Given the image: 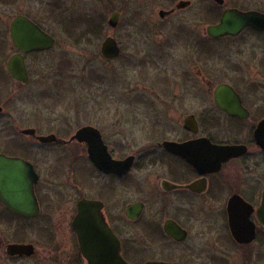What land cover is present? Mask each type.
Segmentation results:
<instances>
[{"label":"flooded vegetation","instance_id":"1","mask_svg":"<svg viewBox=\"0 0 264 264\" xmlns=\"http://www.w3.org/2000/svg\"><path fill=\"white\" fill-rule=\"evenodd\" d=\"M142 1L146 13L134 17L133 33L153 48L135 47L126 60L178 70L177 114L154 117L139 137L121 136L119 120L49 134L31 128L33 160L16 157L38 174L39 207L35 216L19 215V245L33 247L10 256L19 264H91L99 256L98 264H113L118 252L127 264H264V0ZM115 12L117 30L123 17ZM226 17L230 30L219 34ZM115 40L120 53L110 61L125 59ZM12 50L19 54L14 44ZM36 54L24 55L29 77L27 57ZM126 141L135 151L121 156ZM129 158L128 170L113 166ZM58 181L63 196L54 189ZM83 201L96 205L81 209ZM7 213L0 201V219ZM76 227L97 230L106 255L96 245L83 248ZM29 231L41 248L25 241Z\"/></svg>","mask_w":264,"mask_h":264},{"label":"rangeland","instance_id":"2","mask_svg":"<svg viewBox=\"0 0 264 264\" xmlns=\"http://www.w3.org/2000/svg\"><path fill=\"white\" fill-rule=\"evenodd\" d=\"M7 1L0 4V30L5 31L0 36V105L4 107L0 116V152L32 161L36 140L21 134L23 129L35 128L39 134H49L85 123L110 126L119 120L121 136L132 131L139 137L154 117L177 114L172 95L180 87L178 70L158 64L135 66L126 60L135 47L153 48L152 44L141 43L143 36L133 33L134 17L144 13L142 0ZM115 11L122 12L123 17L117 30L108 25ZM18 14L36 20L56 39L52 50L27 57L30 82L25 85L15 81L8 71L14 52L10 22ZM90 21H97L100 29L88 30ZM109 36L120 41L125 59L110 61L102 56L101 45ZM134 151L126 141L118 153L126 156ZM45 169L42 168L44 174ZM61 187L62 181L55 182L54 189H61L57 192L63 196ZM63 202L56 200L55 204L64 205ZM25 241L43 246L41 238L30 231ZM10 243H19V219L7 215L6 220L0 219V264H19V258H11L6 252ZM242 263L238 258L233 262Z\"/></svg>","mask_w":264,"mask_h":264},{"label":"water","instance_id":"3","mask_svg":"<svg viewBox=\"0 0 264 264\" xmlns=\"http://www.w3.org/2000/svg\"><path fill=\"white\" fill-rule=\"evenodd\" d=\"M120 15L115 12L111 15L108 25L114 29L119 24ZM228 17L224 24L217 28L219 34L228 32L230 29L226 26ZM245 22V21H243ZM264 22V17H263ZM12 42L19 50V54H14L8 62V70L12 77L22 83L29 81V74L25 62V54L32 52H43L51 50L56 45V39L43 31L37 24L26 16L19 15L11 24ZM120 53V47L114 37H107L101 45V54L105 59L112 60L116 58ZM1 109V108H0ZM25 135L35 134V130L28 128L22 130ZM82 133V132H81ZM80 133V134H81ZM176 149V147L174 146ZM109 159L112 162L110 155ZM91 159L100 169L105 168L103 163L97 155L91 150ZM129 158L124 162H114L120 170H128L130 168ZM38 181V174L34 166L23 158L11 157L0 153V201L7 207V209L19 216H35L38 213V202L34 192V186ZM96 205V203L83 201L80 204L81 209L86 206ZM92 205V206H93ZM91 227V226H90ZM78 231L80 242L83 248H91L93 245L99 247L101 250L100 255H106L105 248L100 240V236L95 232L91 234V231L83 232L80 228L76 227ZM106 230V229H105ZM107 232V231H106ZM109 235L110 233L107 232ZM112 237V236H111ZM114 241V238H113ZM82 248V249H83ZM118 248L115 254L118 252ZM6 252L11 257H19V253L30 254L33 252V247L30 245H19V243H10L6 246ZM103 256H99L98 261ZM113 264H127L123 258L120 257L119 252ZM104 260V259H103ZM91 264H98V261L90 259ZM103 261V263H105ZM149 264H169V263H149Z\"/></svg>","mask_w":264,"mask_h":264},{"label":"trees","instance_id":"4","mask_svg":"<svg viewBox=\"0 0 264 264\" xmlns=\"http://www.w3.org/2000/svg\"><path fill=\"white\" fill-rule=\"evenodd\" d=\"M87 27H88V30H90V31H94V30L100 29L99 28L100 26H98V22L97 21L96 22L90 21L88 23ZM7 215H8V217H12V218H15V219H19L18 216L10 213L9 211H8Z\"/></svg>","mask_w":264,"mask_h":264}]
</instances>
